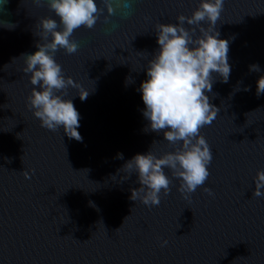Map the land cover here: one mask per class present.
I'll list each match as a JSON object with an SVG mask.
<instances>
[{"label":"water","instance_id":"95a60500","mask_svg":"<svg viewBox=\"0 0 264 264\" xmlns=\"http://www.w3.org/2000/svg\"><path fill=\"white\" fill-rule=\"evenodd\" d=\"M96 2L95 25L72 34L76 53L55 54L73 81L65 98L81 116L77 141L41 127L28 107L22 55L45 43L40 21L59 18L47 0H0V264H264V197L253 195L264 170V0H224L215 27L230 42L231 72L226 83L214 74L206 95L219 110L199 130L210 175L185 198L165 169L170 191L154 207L129 199L139 184L123 166L179 145L150 130L137 89L157 25L191 16L200 0Z\"/></svg>","mask_w":264,"mask_h":264},{"label":"clouds","instance_id":"9594fccd","mask_svg":"<svg viewBox=\"0 0 264 264\" xmlns=\"http://www.w3.org/2000/svg\"><path fill=\"white\" fill-rule=\"evenodd\" d=\"M37 4L40 0H36ZM48 7L59 18L40 21L45 43L26 57L25 73L33 86L28 97L29 110L33 111L41 127L56 131L77 141H82L78 129L80 113L73 99H66V89L73 86L66 78L55 54L63 49L74 54L78 45L71 39L80 27L91 29L98 19L96 0H47ZM224 0H200L191 16L177 18L175 24H159L155 31L157 49L146 68V79L137 91L144 108L142 115L153 132L163 133L171 145H179L162 156L136 154L123 168L137 177L138 188L131 190L129 199L141 201L148 207L159 206L160 197L170 191L171 180L165 169L171 170L181 180L180 191L188 198L208 179L213 154L199 130L210 125L219 108L210 104L206 93L212 91L214 74L227 82L231 72L228 60L229 40L220 39L215 25L223 11ZM187 24L191 28H185ZM204 24L208 27L205 28ZM11 29V28H9ZM199 31V35H197ZM251 71L259 72L258 65ZM257 95L264 94V76L256 82ZM248 90V89H246ZM90 92L78 95L83 101ZM215 110V111H214ZM123 158V154H118ZM131 175L128 176V178ZM253 195L264 197V170L257 172L253 181ZM210 196L211 189H205ZM167 241L162 243L165 246Z\"/></svg>","mask_w":264,"mask_h":264}]
</instances>
